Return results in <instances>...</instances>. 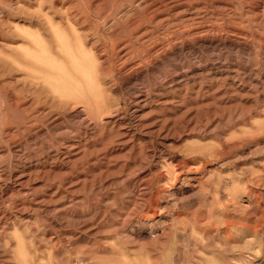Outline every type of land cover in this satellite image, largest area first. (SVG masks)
Instances as JSON below:
<instances>
[{
  "label": "rangeland",
  "instance_id": "374dc122",
  "mask_svg": "<svg viewBox=\"0 0 264 264\" xmlns=\"http://www.w3.org/2000/svg\"><path fill=\"white\" fill-rule=\"evenodd\" d=\"M144 1L0 0V264H264V0Z\"/></svg>",
  "mask_w": 264,
  "mask_h": 264
},
{
  "label": "bare ground",
  "instance_id": "6f19581e",
  "mask_svg": "<svg viewBox=\"0 0 264 264\" xmlns=\"http://www.w3.org/2000/svg\"><path fill=\"white\" fill-rule=\"evenodd\" d=\"M198 1V0H197ZM214 1V0H213ZM219 1V0H218ZM226 1V0H224ZM205 2V1H204ZM203 2V3H204ZM222 2V1H220ZM227 2V1H226ZM224 2L225 4H228ZM261 3L263 1H260ZM196 3V0H145L144 1V14L145 16L148 15L149 19H152V18H157L159 16H162L163 14L166 15V13L168 14L170 11H176L174 12L175 14H172L174 15V17H177V21L180 19L179 23L177 24H180V28L179 29V32L180 34H182V32H185V31H188V32H196V33H199L201 35V33H207L209 32L210 28H212L210 25H205V17L203 15H200V13L198 12V9L197 11H193V13H190V6L192 4ZM198 3V2H197ZM215 3V2H214ZM206 4V3H205ZM260 4V3H259ZM196 5V4H195ZM199 5V3H198ZM219 5V4H218ZM203 6V5H202ZM217 6V5H216ZM262 6V5H261ZM199 7V6H198ZM197 7V8H198ZM204 7V6H203ZM260 7V5H259ZM202 8V7H201ZM220 8H223L222 6ZM225 8V6H224ZM254 10H258V7L254 6L253 7ZM133 9V8H132ZM135 9V8H134ZM226 9V8H225ZM234 9V8H233ZM205 11V10H204ZM203 12V11H202ZM222 12V11H221ZM252 13V12H251ZM261 13V10L260 12ZM170 14V13H169ZM206 14V13H205ZM256 15V14H255ZM208 16V15H207ZM210 16V15H209ZM218 17V16H217ZM147 18V17H146ZM209 18V17H208ZM162 19V18H161ZM172 20V19H170ZM175 20V19H174ZM208 21V19H207ZM211 21V20H210ZM167 22V21H166ZM174 23V22H173ZM176 24V23H174ZM212 25V24H211ZM173 26V25H172ZM213 26V25H212ZM136 28H139V25L136 27ZM158 28V27H157ZM146 30V29H145ZM212 30V29H211ZM147 33H142L141 34V39L142 38H146ZM165 34V32H164ZM163 34V35H164ZM177 34V33H176ZM207 35V34H206ZM138 36V35H137ZM192 36V35H191ZM149 38V37H148ZM157 39V38H156ZM212 39V38H211ZM144 40V39H143ZM209 41V40H208ZM136 42V41H135ZM157 42V41H156ZM148 43V42H147ZM216 43V42H215ZM213 41H209L208 43L207 42H204L202 41V43L200 45H197L198 47H209V46H212V47H215L214 44H215ZM222 44V43H221ZM237 44V43H236ZM235 44V45H236ZM194 46V45H193ZM187 48V47H186ZM192 48V47H191ZM220 68V67H219ZM220 70V69H219ZM93 71V70H92ZM91 71V72H92ZM90 72V71H88ZM88 75V74H87ZM92 76V78H95V73L94 71L92 72V74H89ZM89 76V77H91ZM90 81V80H89ZM88 81V82H89ZM92 84V82H91ZM89 84V86L91 85ZM88 86V85H87ZM92 86V85H91ZM145 101V100H144ZM135 103V102H134ZM140 106V105H139ZM138 110V109H137ZM125 134V133H124ZM132 134V133H131ZM161 157V156H160Z\"/></svg>",
  "mask_w": 264,
  "mask_h": 264
}]
</instances>
